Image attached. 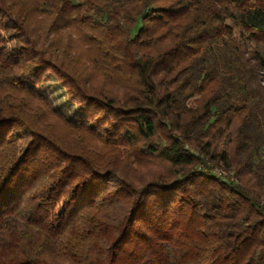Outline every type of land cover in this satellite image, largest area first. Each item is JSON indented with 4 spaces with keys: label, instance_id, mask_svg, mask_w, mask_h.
<instances>
[{
    "label": "trees",
    "instance_id": "trees-1",
    "mask_svg": "<svg viewBox=\"0 0 264 264\" xmlns=\"http://www.w3.org/2000/svg\"><path fill=\"white\" fill-rule=\"evenodd\" d=\"M261 71L264 0H0V264H264Z\"/></svg>",
    "mask_w": 264,
    "mask_h": 264
},
{
    "label": "rangeland",
    "instance_id": "rangeland-1",
    "mask_svg": "<svg viewBox=\"0 0 264 264\" xmlns=\"http://www.w3.org/2000/svg\"><path fill=\"white\" fill-rule=\"evenodd\" d=\"M262 74L260 80L261 85L264 86V71H261ZM43 93L51 100L55 109L63 115L65 118L72 121L81 120L84 116V113L81 111V107L78 102L73 101L70 98L69 91L62 85V82L53 74L48 75V81L45 83L44 87L40 89ZM30 142V139L23 137V143L25 146ZM201 159L204 160V165L206 166V171L211 174L220 173L223 171L222 176L219 178L234 180L233 173L224 170L223 166H217L215 163L210 161L209 157L201 155ZM202 167L198 168L201 170ZM21 189L20 183L11 188L5 195V200L14 198L18 191Z\"/></svg>",
    "mask_w": 264,
    "mask_h": 264
},
{
    "label": "built area",
    "instance_id": "built-area-1",
    "mask_svg": "<svg viewBox=\"0 0 264 264\" xmlns=\"http://www.w3.org/2000/svg\"><path fill=\"white\" fill-rule=\"evenodd\" d=\"M220 173H216V174H213L215 177H220V176H222L223 175V173H225V172H223V171H219Z\"/></svg>",
    "mask_w": 264,
    "mask_h": 264
}]
</instances>
